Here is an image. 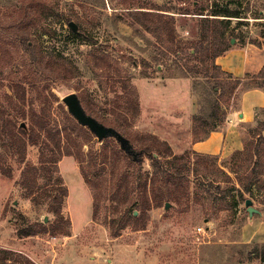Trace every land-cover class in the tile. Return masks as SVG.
I'll return each instance as SVG.
<instances>
[{"label": "rangeland", "instance_id": "rangeland-1", "mask_svg": "<svg viewBox=\"0 0 264 264\" xmlns=\"http://www.w3.org/2000/svg\"><path fill=\"white\" fill-rule=\"evenodd\" d=\"M225 1L0 0L1 249L25 256L33 264H264L259 257L249 255L253 245L264 243V192L254 187L253 194L244 193L261 212L252 216L231 172L232 180L219 178L224 188H238L230 190L226 200L217 199L211 205L208 200L193 197L213 176L195 170L193 129L200 123L195 120L213 122V104L220 99L219 87L203 73L186 69V65L196 64V59L164 55L155 38L129 14L132 10H153L155 5L171 8L162 12L175 15L177 39L190 46L199 38L198 22L184 17L189 14L178 12L183 7L213 11ZM237 3L242 13L231 21L228 37L235 41H231L229 50L250 45L252 51L264 58V0H233L231 6ZM49 10L59 12L61 17ZM20 18L28 23L31 41L50 58L58 55L65 59L72 71L58 79H39L34 74H29L30 81L24 79L30 65L28 54L17 44L5 43L8 35L3 30L11 20ZM70 21L78 25L77 35L72 33ZM93 52L109 56L110 74L104 77L93 69ZM119 70L128 74L138 91L140 112L136 117L133 108L122 99L124 88ZM252 75L242 77L243 84L232 99L221 97L222 112L228 115L238 107L243 92L250 89ZM72 92L77 93L88 114L92 115L87 110L89 106L100 116L128 128L133 133L129 141L135 153L139 149L135 136H155L167 142L175 155L190 152L191 160L186 166L182 163L190 184L189 195H182L179 201L166 198L159 203L149 189L150 206L145 212L135 210L144 225L140 229L128 226L114 237L106 221L113 201L103 198L99 215L94 218L95 199L83 173L87 162L82 164V157L90 150L99 153L105 142L118 148L121 144L114 137L100 142L87 127L89 132L79 135L69 127L62 131L63 154L59 161L68 188L62 202V217L49 211L48 205L35 207L21 187V174L25 166L39 161L40 148L34 140L41 142L39 136L44 139L43 126L56 128L68 124L61 107L68 111L63 98ZM256 113L255 121L242 128L243 145L254 130L264 129V108L256 109ZM226 119L227 116L223 121L217 120L218 129L223 128ZM133 156L137 158L138 154ZM230 156H217L218 164L227 171L233 166ZM113 166L114 160L110 158L102 166V178H110ZM128 168L142 179H149L154 170L146 154L138 167ZM160 192L165 194L162 184ZM37 222L46 223L48 231L25 236L24 232ZM198 227L204 232H199Z\"/></svg>", "mask_w": 264, "mask_h": 264}, {"label": "trees", "instance_id": "trees-1", "mask_svg": "<svg viewBox=\"0 0 264 264\" xmlns=\"http://www.w3.org/2000/svg\"><path fill=\"white\" fill-rule=\"evenodd\" d=\"M233 0H226L220 8L206 12V9L197 7L195 10L183 7L178 13L189 14L195 19L197 24L198 40L187 46L177 39L176 34V17L175 15L164 13L162 11H171L155 5L153 10H132L129 11L131 19L150 33L156 40L157 45L162 48V53L167 57L176 58H194L197 60L193 66L186 65L188 71L203 73L209 79L215 81L219 87L220 99L230 100L234 97L235 92L243 79L235 77L231 72H227L216 63L217 57L227 52L231 46L232 39L228 37L233 18L241 17L240 4L231 6ZM194 6V1H192ZM45 9V6H43ZM50 11V10H49ZM54 15L61 17L57 11L51 10ZM264 25V24H263ZM28 23L20 18L11 20L8 25L3 26L7 38L5 43L17 44L23 47L30 59L29 68L25 73L24 79L30 81L29 74H34L39 79H58L72 71L68 62L58 55L47 56L43 50L34 44L29 38L27 29ZM72 33L77 35L72 30ZM93 69L101 76H107L112 71V61L108 55L101 52L91 54ZM119 78L122 80L124 92L122 99L129 103L134 110V117L140 112L139 95L137 89L132 86L127 73L117 71ZM249 88H259L264 90V66L257 74H253L250 80ZM220 99L213 104L214 120L209 123L208 119H196V126L193 129L194 142L206 139L212 131L219 128V121L225 120L227 113L221 111ZM83 101V100H82ZM84 102V101H83ZM63 112L68 118V124L57 126L56 128L45 124L43 126L44 139L42 141L34 140L39 145L40 156L36 164H29L24 167L20 184L25 191V195L31 199L35 207L48 205V210L62 217V202L68 195V188L64 184L59 169V161L63 154L62 131L68 130L69 127L75 133L84 134L89 130L81 126L77 120L64 108ZM87 110L95 116L100 122L116 128L119 132L126 134L129 140H132L133 133L130 132L123 124L100 116L92 108ZM257 114V113H256ZM217 120H219L217 122ZM210 125V127L208 126ZM207 126L208 128H205ZM24 131V130H23ZM25 134H27L24 131ZM201 134V135H199ZM29 135V134H27ZM86 136V135H85ZM30 137V135H29ZM87 139L88 134H87ZM138 141L139 149L136 151L138 157L127 153L122 148L115 147L109 143H104L99 153L88 151L86 156L82 157L83 173L86 182L90 185L91 192L95 199L94 218L98 217L100 212V201L104 198L112 199L113 204L109 207V213L106 214V221L110 226L111 233L114 237L121 235V231L128 226L140 229L142 222L141 215H135V210H145L150 206L148 197L149 189L154 194V199L163 203L164 199H173L179 201L181 196H188L190 193V184L188 178L184 175V166L191 160V153L186 152L182 155H175L167 142L157 139L155 136L143 139L135 136L134 141ZM89 141V140H88ZM70 153V150L67 152ZM195 158V170L203 172L206 176L213 175L211 180L203 185V188L193 196L203 201L208 200L211 205L217 199H227L230 190L238 189L235 185L233 188H224L221 186L220 177L232 180L230 174L235 175L236 183L239 184L240 197L243 201L248 198L244 196L245 192L253 194L256 187L259 192H264V129L254 130L251 138L244 144L242 150L234 151L230 159L233 166L228 167V171L218 164V157L211 154H201L193 151ZM149 156L154 168L151 177L142 179L129 170V165L138 167L143 161V155ZM112 158L114 166L109 179L101 176L102 166ZM86 159V160H85ZM163 161L168 164L164 165ZM242 161V162H240ZM198 172V173H199ZM163 185V192L161 190ZM251 199V198H250ZM264 203V202H263ZM227 207V205H225ZM128 209L124 213L123 210ZM122 210V211H121ZM119 213L121 215H119ZM49 227L44 222L31 224L30 228L24 232L25 236L36 234L38 232L48 231ZM248 246V245H247ZM250 256L259 257L264 261V243L255 244L249 251ZM0 264H33L28 258L16 254L14 251L0 248Z\"/></svg>", "mask_w": 264, "mask_h": 264}, {"label": "crops", "instance_id": "crops-1", "mask_svg": "<svg viewBox=\"0 0 264 264\" xmlns=\"http://www.w3.org/2000/svg\"><path fill=\"white\" fill-rule=\"evenodd\" d=\"M252 46L233 48L216 59L223 70L237 77L256 74L264 66V58L260 53L252 51ZM264 108V90L250 88L243 92L238 107L232 108L227 115L223 128L212 131L201 141L192 143V149L201 154L220 157L231 155L235 150L243 149L242 128L256 119V109Z\"/></svg>", "mask_w": 264, "mask_h": 264}, {"label": "water", "instance_id": "water-1", "mask_svg": "<svg viewBox=\"0 0 264 264\" xmlns=\"http://www.w3.org/2000/svg\"><path fill=\"white\" fill-rule=\"evenodd\" d=\"M69 25L74 32H77L78 25L76 24V22L70 21ZM234 41L235 39L232 40V42ZM63 102L66 104L69 113L77 120V122L80 125L87 127L93 134H95L100 142H102L106 138L114 137L118 142H120L121 148L123 150H125L129 154L136 155L129 139H127L121 132H119L112 126L105 125L97 118L86 112L77 93L72 92L66 95L63 98ZM22 125L24 126V124ZM245 205L247 206L250 216H252L254 213H261L260 210L253 205L252 199L248 198L245 201ZM169 206L170 203L167 202L166 208H168Z\"/></svg>", "mask_w": 264, "mask_h": 264}, {"label": "built area", "instance_id": "built-area-1", "mask_svg": "<svg viewBox=\"0 0 264 264\" xmlns=\"http://www.w3.org/2000/svg\"><path fill=\"white\" fill-rule=\"evenodd\" d=\"M198 231H199V232H204V230H203L202 227H198Z\"/></svg>", "mask_w": 264, "mask_h": 264}]
</instances>
